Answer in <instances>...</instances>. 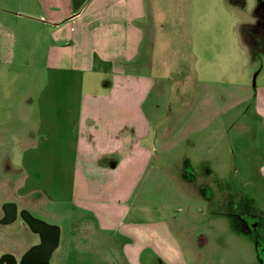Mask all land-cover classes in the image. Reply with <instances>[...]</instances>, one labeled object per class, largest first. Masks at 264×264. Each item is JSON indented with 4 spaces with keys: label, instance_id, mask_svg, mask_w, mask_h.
<instances>
[{
    "label": "crops",
    "instance_id": "obj_1",
    "mask_svg": "<svg viewBox=\"0 0 264 264\" xmlns=\"http://www.w3.org/2000/svg\"><path fill=\"white\" fill-rule=\"evenodd\" d=\"M145 9V0H0V65L13 63L19 43L27 63L29 29H41L42 45L49 33L54 46L35 93V144L22 142L32 135L28 106L14 113L20 92L0 90V147H7L0 162L9 170L17 161L0 176V264H70L79 227L118 240L128 264H140L145 254L168 260L182 252L172 233L154 229L157 222H136L149 205L133 203V196L154 160L185 144L197 149L192 135L221 113L195 105L177 124L174 115L189 110L182 103L175 114L173 107L160 114L151 97L157 38L145 42ZM13 137L20 140L18 160L9 148ZM90 239L81 237L86 245Z\"/></svg>",
    "mask_w": 264,
    "mask_h": 264
},
{
    "label": "rangeland",
    "instance_id": "obj_2",
    "mask_svg": "<svg viewBox=\"0 0 264 264\" xmlns=\"http://www.w3.org/2000/svg\"><path fill=\"white\" fill-rule=\"evenodd\" d=\"M145 8L140 21L145 42H152L154 34L157 38L153 72L158 77L151 97L161 104L160 114L169 107L175 114L182 103L189 110L174 115L177 124L195 105H210L221 114L192 135V141L200 140L197 149L185 144L150 165L133 196V203L149 205L138 210L136 222H157L154 229L161 236L173 234L182 252H172V264H264V0H145ZM39 31L29 29L27 63L19 43L13 63L0 65V90L20 92L14 113L21 104L30 110L32 136L22 138L27 146L37 142L35 93L45 82V54L54 48L49 33L42 45ZM10 143L18 160L20 140L13 137ZM14 165L6 170L0 162V176L12 173ZM77 234L70 264H128L118 240L108 241L107 249V237L96 229L79 227ZM84 234L91 237L87 245L81 241ZM154 255L145 254L140 264H169L170 259Z\"/></svg>",
    "mask_w": 264,
    "mask_h": 264
},
{
    "label": "trees",
    "instance_id": "obj_3",
    "mask_svg": "<svg viewBox=\"0 0 264 264\" xmlns=\"http://www.w3.org/2000/svg\"><path fill=\"white\" fill-rule=\"evenodd\" d=\"M244 35L247 42L252 45V40L250 38V35L248 34V29H244Z\"/></svg>",
    "mask_w": 264,
    "mask_h": 264
}]
</instances>
